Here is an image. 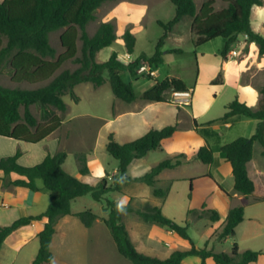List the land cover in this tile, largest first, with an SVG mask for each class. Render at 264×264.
<instances>
[{"label": "trees", "instance_id": "1", "mask_svg": "<svg viewBox=\"0 0 264 264\" xmlns=\"http://www.w3.org/2000/svg\"><path fill=\"white\" fill-rule=\"evenodd\" d=\"M111 1L116 0H3L0 2V74L7 69L11 80L18 84L35 85L47 82L46 85L35 89L0 85V137L28 144L42 142L63 125L64 115L69 110L64 96L70 95L75 102H78L76 86L91 83L95 88H99L107 82V76L116 98L128 104L136 102L138 98L133 85L126 83L121 73L127 70L135 71L142 62L148 63L155 69L164 64L165 53L162 49L166 40L186 18L192 19L191 32L197 36L195 41L197 46L219 37L224 38L226 45L222 55L226 57L230 47L242 35L247 43L257 45L260 57L264 56V35L256 32L252 26L253 9L263 7L264 0H227V6L220 11L215 10L214 0L204 2L199 10L195 0H171L176 8V14L168 23L158 22L164 29V35L159 40L153 56L141 55L134 62L125 63L114 52L108 61L99 63L98 53L110 47L116 40L115 26L109 22L102 23L91 36L88 25L96 19V12L101 6ZM60 30H64L60 36L64 52L57 54V50L51 45L50 36ZM123 39L127 53L133 55L137 41L135 35L127 31ZM79 41L82 43L80 49ZM69 61L78 64L79 67L74 71L63 70L57 74ZM221 76L222 73H219L212 81V85L222 84L218 83ZM171 90L179 93L189 92L188 86L181 79L166 78L145 92L142 100L167 103L165 94ZM261 95L258 109H253L239 99H235L227 105V111L220 119L227 120L240 115L258 121L253 137H240L220 149L221 156L232 166L235 194L253 198L254 202H264V196H256V184L248 173V164L253 159L255 143L263 147L264 156V87L261 89ZM32 107L39 110V119L34 115ZM176 131L177 125H169L162 129L153 128L136 140L125 143H119L111 133L106 150L119 162L111 186H108L106 179L93 185L69 174L64 168L68 158V154L64 151L48 155L43 162L32 167L18 163L22 156L20 150L14 156L0 159V172L3 171L6 176H16L10 182L4 180L5 187L13 185L37 192L40 190L37 182L42 181L43 189L50 192L52 199L43 214L22 217L8 226H0V254L6 239L16 230L36 221H44L45 228L38 235L39 252L32 264H53L55 257L52 243L59 220L73 215L72 204L75 200L90 195L95 202H106L108 216L102 221L109 229L118 253L132 264H183L188 257H198L202 260V264H206L209 258H213L216 264L257 262L263 255L262 252L247 250L239 253L237 244L234 245L231 255L218 253L207 247H197L188 232L190 223L181 225L167 217L158 207L147 212L136 210L131 204H124L125 212L119 213L116 210L119 202L105 198L109 193L121 192L123 186L134 181L153 187L155 197L166 199L169 189L156 188L157 178L163 171L181 165L184 154L160 162L140 177L131 178L128 176V171L135 161L145 158L151 151L160 149L162 141L172 137ZM77 159L79 173L83 176L89 175L91 170L88 165V155L79 154ZM196 159L205 164H213L215 155L212 147L209 144L202 146L198 150ZM207 177L213 179L212 175ZM218 187L226 195L231 196L224 188L219 185ZM126 213H135L147 224L176 233L179 238L189 242V248L176 250L166 259L140 252L124 223L123 215ZM192 213L194 211L190 210L189 214ZM202 214L211 222L220 220L219 212L214 209H206ZM74 215L87 228L92 227L99 218L92 210H84ZM244 216L243 205L232 208L216 241L221 242L228 237H234L236 228L243 222Z\"/></svg>", "mask_w": 264, "mask_h": 264}, {"label": "rangeland", "instance_id": "2", "mask_svg": "<svg viewBox=\"0 0 264 264\" xmlns=\"http://www.w3.org/2000/svg\"><path fill=\"white\" fill-rule=\"evenodd\" d=\"M206 1L208 0H195L197 10ZM226 6L227 0H214L216 11H220ZM175 14L176 8L171 0H116L104 3L96 12V19L88 25V32L93 36L102 23L109 22L115 26L116 40L110 47L98 53L97 62L108 61L114 52L125 63H132L141 55L153 56L159 40L164 35V29L158 22L168 23L175 17ZM191 23V18L183 20L166 40V44L162 49L165 53L164 64L155 69L150 67L148 63L142 62L135 71L127 70L121 73L123 80L133 85L138 98L136 102L128 104L116 98L107 75V82L99 88H95L91 83H82L76 86L75 93L79 97L78 102H75L70 95L64 96L69 110L64 115L62 128L57 132L60 137H56H58V140H62L60 149L68 154L64 166L68 173L73 176L79 175L77 155L87 154L91 172L83 180L96 185L102 179H106L108 186H111L113 177L117 174L119 167V162L106 150L111 133L114 134L119 143H125L136 140L145 134L149 126L160 129L164 126L179 124V134L176 138L168 139L160 149L151 151L145 158L135 161L128 171L129 177H139L160 162L184 154L182 164L172 171L162 174L156 183V188L170 187L168 198L161 200L154 196L153 187L134 181H130L123 186L121 192L109 193L105 198L112 201H123L124 204H131L136 210L147 212L158 207L167 217L181 225L189 222L191 226L188 232L193 242L199 248H204L206 245L204 238L208 234V228H205L204 225L209 226L211 221L208 217H204L202 213L206 209L218 210L214 208L213 204V194L218 187L213 179L207 176L210 175V172L213 173L224 186H228L229 181L217 169V165L221 161V153L217 155V163L212 165L201 162L196 159L195 155L199 148L204 146L203 138L206 136L214 137L213 135L216 132L218 133V129L223 127L222 122L218 120L226 113L227 105L239 98V93L236 91L238 85L250 80H258V83L263 82L264 67L259 66L260 70L252 71L256 68V66H252L251 70H246L243 74L240 60L243 55L249 52L248 43L244 36L240 35L230 47L228 54L232 56L231 59L234 62L227 64L228 54L226 57L222 55L226 40L219 37L197 46L195 42L197 36L191 32ZM263 25L264 6L255 7L252 12L253 29L264 35ZM127 31L134 34L137 40L135 53L130 55L129 58L126 56L129 54L123 39V35ZM63 32L64 30H60L50 36L51 45L57 50V54L64 52L60 42V36ZM78 44L80 49L82 46L81 41ZM5 45L6 41L4 42ZM78 55L80 56V53ZM251 59L254 62L251 65H256L257 61L261 64L264 62L259 57L251 56ZM144 66L146 70L142 71ZM78 67V64L69 61L62 66L57 74L63 70L74 71ZM219 73H222V76L218 79V83L223 84L212 85V81L216 79ZM172 77L184 81L192 89V92H189L190 95H177V92L173 90L168 91L165 94L167 103L163 105L142 100L143 94L151 90L157 82ZM46 84L47 82L35 85L14 83L7 69L0 74V85L5 87L35 89ZM181 104L184 106H181L182 110L177 116L175 111ZM32 111L39 119V110L32 107ZM144 116L152 124L148 125V128H146V122L143 120ZM209 120H217L218 123L203 125ZM194 121H197L199 125L195 124ZM241 127L242 125L237 123L221 139V142L227 143L234 137L248 134ZM145 128L146 130L143 131ZM215 139L214 137L212 142L216 148L218 146L216 144L219 143ZM255 148L258 159L262 146L256 144ZM219 200L221 202L224 199L220 196ZM237 202L243 205L242 200ZM73 207L74 210L78 211L92 210L95 212L99 217L96 231L100 229L101 233H105V237L101 239L100 251H96L92 246H83V244H86L84 243L85 240L83 236L79 235L85 231V228L82 226L83 224L79 226V219L72 215L76 218L73 219L75 226L71 225L70 231L74 230L73 233L75 234L73 239L67 241L66 251L68 253L63 250L57 251L56 264H132L118 253L111 233L102 221L103 218L108 216L105 201L95 202L88 195L81 198V201ZM190 210L194 213L189 214ZM200 215L203 217L200 218ZM123 220L135 240L134 244H136L137 249L142 252L149 251L146 240L148 236L151 238L154 236L155 233L152 232V228L147 227V224L142 222L135 213L124 214ZM261 226L264 227V224ZM220 232L221 229L213 236L215 242ZM227 239L214 245L216 252L231 255L234 245L241 239V234L239 237ZM171 242L172 244L166 247L169 252L184 250L188 247L183 241H180V244L175 243L173 240ZM160 243L162 244V242ZM182 243L185 245H182ZM4 262H9L7 256L4 258ZM17 263L26 264L25 260H20V258Z\"/></svg>", "mask_w": 264, "mask_h": 264}, {"label": "crops", "instance_id": "3", "mask_svg": "<svg viewBox=\"0 0 264 264\" xmlns=\"http://www.w3.org/2000/svg\"><path fill=\"white\" fill-rule=\"evenodd\" d=\"M263 26H261V27H263ZM248 47H249L248 54L243 55V58L240 60L241 65H242L243 74H244V72H246V70L247 71L251 70L252 66H256V68L252 69V71L253 70H260V68H258L259 66L264 67V62H263V64H261V62H259V61H257L256 65H251V64H254V62L251 59V56L252 57H259L263 61H264V56L263 57L259 56L258 47L255 43H248ZM126 56H127V58H129L130 54L126 55ZM231 58H232V56H230V54H228L227 64L234 62V60H232ZM263 87H264V80L261 83H258V80H256V81L250 80V81L242 82L241 84L238 85L237 90H236L239 93L238 94L239 95V98H238L239 101L247 104L249 107H251L253 109H258L259 102H260L261 97H262L261 89ZM188 88H189V86H188ZM189 92H192L191 88H189ZM150 103H157V102H150ZM158 104L163 105L165 103H158ZM181 106H184V105L181 104L176 108L175 112H177V116L180 114V111L182 110ZM220 119L218 121L222 122V124H223L222 128L223 129L222 128L218 129L219 130L218 133L216 132L213 135L216 138L215 141H218L217 143H219V144H216L218 146L215 148V145L212 142V139H214V137L206 136L203 138V145L209 144L214 151L215 162L213 164L217 163V155L220 153V149L222 146H224L230 142H233L234 140H236L240 137H246V138L253 137L256 133L257 124H258L257 120L247 118L244 116H240V115L234 116V117L229 118L227 120H220ZM143 120H145V122H146V128H148V125H152L147 117H145ZM216 121L215 120H209L206 123H204L203 125H206V124L214 125V124L218 123ZM194 123L196 124L197 121L196 122L194 121ZM237 123H240V125H242V127L246 130V132L248 134H243V136L234 137V138H232L231 141H229L227 143L221 142V139H223L224 136L226 134H228L227 132L232 130L237 125ZM63 124H64V122H63ZM176 125H177V131L175 132V134L172 137H170L168 139H173V138H176L178 136L180 126H179V124H176ZM62 126H61V128H62ZM164 127H166V126H164ZM146 128L143 131H145ZM153 128H154L153 126H149V128L146 130L145 134ZM154 129H157V128H154ZM160 129H162V128H160ZM197 129L199 130V128H197ZM140 130H141V128H140ZM58 131H56L55 133L50 135L48 138H46L45 140H43L42 142L37 143V144H28V143H24V142L15 141L13 139L0 137V159L5 158V157H9V156H14L20 150L22 152V156L19 158L18 163L20 165L26 166V167L36 166V165L40 164L41 162H43V160L48 155H55L56 153L62 151L60 149L61 144H62V140H58L57 139L58 137H56V136H59V135H57ZM145 134H143V135H145ZM143 135H141V136H143ZM168 139L163 140L161 143V146H163V144ZM53 140H55V141H53ZM256 144H259V143H255V145H254V155H253L252 161L248 164V173H249L251 180H253L256 184V188H257L256 196L263 197L264 196L263 147L260 150V152H259L260 155L257 159V155L255 154ZM197 153H196V155H197ZM196 155H195V157H196ZM220 160L221 161H220V163H218L217 169L219 170V172L221 173L222 176L224 175V177H226L225 179H227L229 181V185L224 186L222 184V182H219L216 179V176L213 173L210 172V175H212L213 181L215 182L216 186L217 187H218V185L221 186L231 196L226 195L219 187L215 191V193L213 194L214 208L218 209L217 211L219 212L220 220L218 222H211L209 226L204 225L205 228H208V234L204 238L205 243H206L205 247H207L208 249H213L216 252V248L214 245L217 243H220V242H217V241L215 242V239H213V236H215L217 231H219L220 229L222 231L230 210L236 206H239L240 204H238L237 201L242 200L243 201L242 204L245 207L244 220L236 228V234L232 238L239 237L241 234V239L238 240V243H236L238 245V252L239 253H243L247 250L260 251L263 253V255H261L259 257V260L257 262L250 263V264H264V227L261 226L264 224V202H254L253 198H246V197L240 196L238 194H235V191H234V175H233V171H232V166L222 156L220 157ZM64 166H65V164H64ZM131 166H133V164ZM173 169H168V170L163 171L159 175V177L162 174H164L165 172L172 171ZM78 174L79 175H76L75 177L82 180V181H84L83 178L87 177V175L83 176L80 173H78ZM159 177L157 178V182L159 180ZM15 178L16 177L14 175L6 176L3 171L0 172V226H8V225L12 224L14 221H16L22 217L41 215L48 209L49 205L52 202L51 194H50V192H47L43 189L44 185H43L42 181L37 182V185L40 189L37 192H32L31 190H29L27 188L16 187L13 185H9L8 187L4 186V180H6L7 182H10L11 180H14ZM169 180H171V179H169ZM84 182H86V181H84ZM164 189H169V194H170V187L169 186L164 188ZM169 194H168V196H169ZM168 196H167V198H168ZM220 196L223 197V199H224L221 202L219 200ZM81 198H83V197H81ZM81 198H78L72 204L73 215L81 212L78 210H74V207H73L75 204H77L79 201H81ZM161 200H165V199H161ZM249 212H251V213L249 214ZM74 217L75 216L71 215V216H66L64 218H61L57 224V233L55 234V237H54V240L52 243V251H53V254L55 257L53 264H56V261L58 258V252L57 251L63 250L65 253H68L66 251L67 241L69 239H73L74 234H75V233H73L74 230L70 231L71 225L75 226V224L73 223ZM78 222H79V226H81L82 223L80 222V220ZM98 222H99V218L96 220L94 225L90 228H87L84 225H82V226H84L85 231L83 233H80V235H79V236H83V238L85 240L84 243H86V244H83V246H87V245L92 246L96 249V251L97 250L100 251L101 239H104V237H105V233L104 232L101 233L99 231L100 229L96 231V229H98V228H96L98 226ZM145 224H147V223H145ZM190 226H191V224H189V227ZM147 227H151L152 232H154L155 234L152 238L149 236L147 237L146 246H148L149 251H146V252L143 251L144 254H146V255L149 254V256L152 255V257H156L159 259L168 258L173 253L172 251L169 252L168 249L166 248L172 244L171 240H173V241H175V243H179V244L181 243L180 241H183V242H185L186 245H188V247L184 248V250L189 248V242L179 238V236L176 233H174V232H172L166 228H161V227L151 225V224H147ZM44 228H45V222L44 221H36V222L32 223L31 225L24 226V227L16 230L13 234H11L6 239V241L3 245V248L1 250L0 264H19V263H17L19 261V258H20V260H22V259L25 260L26 264H32L33 261L35 260L36 256H37V254L39 252V248H40V240H39L38 235L44 230ZM86 230H88V231H86ZM130 235H131V233H130ZM228 238L230 239L231 237H228ZM132 240L135 243L133 236H132ZM160 242H162V244ZM185 244L182 243V245H185ZM135 246H136V244H135ZM116 249H117V247H116ZM139 251L142 252L141 250H139ZM64 252H62V253H64ZM97 253H99V252H97ZM163 254H165V255H163ZM6 256L9 258L8 263L4 262V258ZM61 259H64V258H61ZM183 264H202V260L198 257H188L183 261ZM206 264H216V263L213 260V258H209L206 260Z\"/></svg>", "mask_w": 264, "mask_h": 264}, {"label": "clouds", "instance_id": "4", "mask_svg": "<svg viewBox=\"0 0 264 264\" xmlns=\"http://www.w3.org/2000/svg\"><path fill=\"white\" fill-rule=\"evenodd\" d=\"M116 210L119 213H124L125 212V206H124V202L123 201L117 203Z\"/></svg>", "mask_w": 264, "mask_h": 264}, {"label": "built area", "instance_id": "5", "mask_svg": "<svg viewBox=\"0 0 264 264\" xmlns=\"http://www.w3.org/2000/svg\"><path fill=\"white\" fill-rule=\"evenodd\" d=\"M144 70H146V67L144 66V67H142V71H144ZM180 94H186V95H190V93L189 92H184V93H179V92H177V95H180Z\"/></svg>", "mask_w": 264, "mask_h": 264}]
</instances>
